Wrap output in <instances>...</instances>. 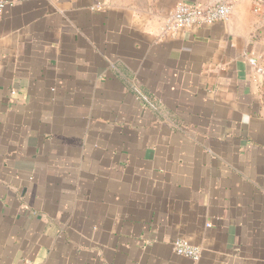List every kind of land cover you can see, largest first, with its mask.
<instances>
[{
    "label": "crops",
    "instance_id": "obj_1",
    "mask_svg": "<svg viewBox=\"0 0 264 264\" xmlns=\"http://www.w3.org/2000/svg\"><path fill=\"white\" fill-rule=\"evenodd\" d=\"M7 1L0 264H264V0Z\"/></svg>",
    "mask_w": 264,
    "mask_h": 264
},
{
    "label": "built area",
    "instance_id": "obj_2",
    "mask_svg": "<svg viewBox=\"0 0 264 264\" xmlns=\"http://www.w3.org/2000/svg\"><path fill=\"white\" fill-rule=\"evenodd\" d=\"M7 4H9V1L0 0V18ZM230 13L231 5L227 2L204 6L190 5L180 1L166 19L164 30L165 32L176 33L184 28L210 25L217 21H226L229 19ZM250 62L256 65L254 59L251 58ZM173 247L177 254L194 260L200 258L201 250L197 246L192 245L185 238L175 239Z\"/></svg>",
    "mask_w": 264,
    "mask_h": 264
}]
</instances>
